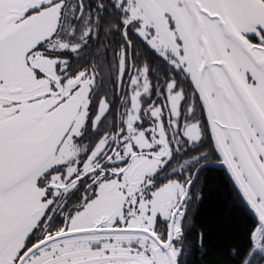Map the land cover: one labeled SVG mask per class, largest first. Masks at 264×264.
I'll list each match as a JSON object with an SVG mask.
<instances>
[{
	"label": "snow or ice",
	"instance_id": "snow-or-ice-1",
	"mask_svg": "<svg viewBox=\"0 0 264 264\" xmlns=\"http://www.w3.org/2000/svg\"><path fill=\"white\" fill-rule=\"evenodd\" d=\"M0 264H264V0H0Z\"/></svg>",
	"mask_w": 264,
	"mask_h": 264
}]
</instances>
